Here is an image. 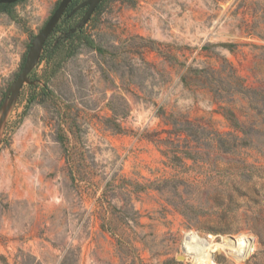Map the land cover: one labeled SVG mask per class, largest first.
Returning a JSON list of instances; mask_svg holds the SVG:
<instances>
[{
	"label": "rangeland",
	"instance_id": "1",
	"mask_svg": "<svg viewBox=\"0 0 264 264\" xmlns=\"http://www.w3.org/2000/svg\"><path fill=\"white\" fill-rule=\"evenodd\" d=\"M60 1L0 9V264H264V0H72L12 88Z\"/></svg>",
	"mask_w": 264,
	"mask_h": 264
},
{
	"label": "bare ground",
	"instance_id": "2",
	"mask_svg": "<svg viewBox=\"0 0 264 264\" xmlns=\"http://www.w3.org/2000/svg\"><path fill=\"white\" fill-rule=\"evenodd\" d=\"M197 238L198 236L194 232L187 234L183 246L185 252L193 256L195 264H214L212 252L218 251L221 248L227 249L235 259H241L252 251L253 247L252 241L246 239L227 240L223 245H218L206 239H199V242H197L195 241ZM245 241H249L250 243L248 242V247L243 250Z\"/></svg>",
	"mask_w": 264,
	"mask_h": 264
},
{
	"label": "water",
	"instance_id": "3",
	"mask_svg": "<svg viewBox=\"0 0 264 264\" xmlns=\"http://www.w3.org/2000/svg\"><path fill=\"white\" fill-rule=\"evenodd\" d=\"M20 0H0V5H10L15 4L19 2ZM72 0H61L51 16L48 18V20L45 22L43 28L40 30L39 34L36 36L32 49L26 58L21 71L19 72L17 78L12 84V88L19 87L26 79L29 72L32 70V68L35 66V64L38 61L39 55L42 51L43 45L50 34V32L55 27L59 17L61 16L62 12L66 9V7L69 5V3ZM93 5L92 8L95 9L97 4L100 2L99 0H92Z\"/></svg>",
	"mask_w": 264,
	"mask_h": 264
},
{
	"label": "trees",
	"instance_id": "4",
	"mask_svg": "<svg viewBox=\"0 0 264 264\" xmlns=\"http://www.w3.org/2000/svg\"><path fill=\"white\" fill-rule=\"evenodd\" d=\"M71 3L72 2H70L68 7H67L68 9H69ZM16 4L17 3L12 4V5H16ZM0 6H5V5L3 4ZM53 32L56 33V32H58V30L54 29ZM62 36H64V37H62L61 39L56 41L54 43V45H52L46 51V52H48V57L50 60L55 56L58 57L56 60V63L54 64L53 70H56V68H58V66H59V64L63 58H68V57L73 56L76 53L79 45H85L89 48H93L92 42L90 41V39L87 36L84 35L82 28L78 29L76 32H71V29L66 28L62 31ZM46 49H47V46L45 45L43 48V51H45ZM232 126L238 127V124L234 123V124H232ZM220 144H221L220 146H223V142H221Z\"/></svg>",
	"mask_w": 264,
	"mask_h": 264
},
{
	"label": "flooded vegetation",
	"instance_id": "5",
	"mask_svg": "<svg viewBox=\"0 0 264 264\" xmlns=\"http://www.w3.org/2000/svg\"><path fill=\"white\" fill-rule=\"evenodd\" d=\"M12 6H14V5L10 4V5H5V6H0V9L3 10V11L1 10L2 12H6L7 8H10ZM100 6H101V3L100 4L98 3L96 8H95V11H97L100 8Z\"/></svg>",
	"mask_w": 264,
	"mask_h": 264
},
{
	"label": "built area",
	"instance_id": "6",
	"mask_svg": "<svg viewBox=\"0 0 264 264\" xmlns=\"http://www.w3.org/2000/svg\"><path fill=\"white\" fill-rule=\"evenodd\" d=\"M191 232H193V231H190V232L186 233V234H185V237L187 236V234H189V233H191ZM194 233H195V232H194ZM195 234H196V233H195ZM196 235H197V234H196ZM197 236H198V238L195 240V241H197V242H199V241H198L199 239H205L204 237L201 238L199 235H197ZM185 260H186V259H185Z\"/></svg>",
	"mask_w": 264,
	"mask_h": 264
}]
</instances>
